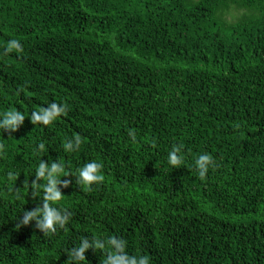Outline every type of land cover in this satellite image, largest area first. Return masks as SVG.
<instances>
[{
    "label": "trees",
    "instance_id": "obj_1",
    "mask_svg": "<svg viewBox=\"0 0 264 264\" xmlns=\"http://www.w3.org/2000/svg\"><path fill=\"white\" fill-rule=\"evenodd\" d=\"M51 103L66 111L33 123ZM12 110L26 119L0 128V264H73L85 238L80 264H103L112 237L150 264H264V0H0V120ZM44 162L63 168L49 204L69 216L49 234L21 223L43 207ZM91 162L105 179L78 183Z\"/></svg>",
    "mask_w": 264,
    "mask_h": 264
},
{
    "label": "clouds",
    "instance_id": "obj_2",
    "mask_svg": "<svg viewBox=\"0 0 264 264\" xmlns=\"http://www.w3.org/2000/svg\"><path fill=\"white\" fill-rule=\"evenodd\" d=\"M13 50L16 52L22 51V45L17 39H12L7 44L6 51L11 53ZM65 111L66 106H61L58 103H51L49 107L42 109L40 112H33L31 115V121L35 124H40L39 122H42L44 125H49ZM25 119V115L21 112L16 110L9 111L5 113L4 118L0 120V128L9 132L18 131L20 126L25 122ZM129 135L135 140V132H130ZM81 142V138L76 136L74 143H66L65 148L67 151H73L75 148L79 147ZM44 147L45 145H40L41 149ZM181 151V146H174L168 153L167 162L170 166L179 168L182 165L184 157L181 155ZM195 166L198 170L200 179H204L208 175L210 168L215 167V163L211 155L201 154L195 160ZM102 168L103 165L100 163H88L80 170L78 183L90 186L93 183L102 182L105 179V177L100 174ZM58 174H63V168L61 165L53 163L51 168H49L46 162L40 164L36 172L37 181L44 178L48 180V184L45 186L44 204L43 207H39L36 210L24 211L21 222L23 225H28L35 220L37 222L36 226L45 234L55 233L57 227H65L69 220V216L67 214H62L60 210L49 204L50 201L61 200L63 196L59 187L62 181L56 179ZM69 183L70 182H64V187H68ZM35 184L36 183H34V185ZM20 226L21 225H17V227ZM108 243L113 248V251L108 255L103 264H150V258L147 256H129L125 251L126 241L112 237ZM94 245L97 249L104 247V243L99 240H94ZM92 246L93 245L89 243V240L85 238L78 248L72 249L69 255L73 264H80V262L86 261V252Z\"/></svg>",
    "mask_w": 264,
    "mask_h": 264
}]
</instances>
